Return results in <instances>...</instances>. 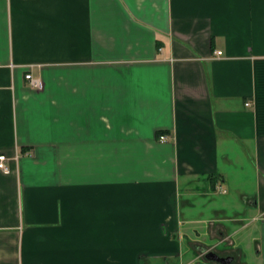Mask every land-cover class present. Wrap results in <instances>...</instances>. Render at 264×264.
Instances as JSON below:
<instances>
[{
	"label": "crops",
	"instance_id": "0c3cea01",
	"mask_svg": "<svg viewBox=\"0 0 264 264\" xmlns=\"http://www.w3.org/2000/svg\"><path fill=\"white\" fill-rule=\"evenodd\" d=\"M0 153V264H264V0H0Z\"/></svg>",
	"mask_w": 264,
	"mask_h": 264
},
{
	"label": "built area",
	"instance_id": "2783aa9c",
	"mask_svg": "<svg viewBox=\"0 0 264 264\" xmlns=\"http://www.w3.org/2000/svg\"><path fill=\"white\" fill-rule=\"evenodd\" d=\"M222 54V51L219 50L216 52V55L219 56ZM25 78L28 80V83L30 86L34 87V88H41L42 87V82L39 78H34L32 77L30 74H26ZM160 140H165L166 136L165 135H160L159 136ZM17 154H15L12 158L6 156L4 153H0V170L4 173L9 172L10 168H9V162L10 159H14L17 160Z\"/></svg>",
	"mask_w": 264,
	"mask_h": 264
},
{
	"label": "water",
	"instance_id": "95a60500",
	"mask_svg": "<svg viewBox=\"0 0 264 264\" xmlns=\"http://www.w3.org/2000/svg\"><path fill=\"white\" fill-rule=\"evenodd\" d=\"M208 257L210 258V259H212V260H216V261H218V262H220V263H222V264H228V262H229V260H230V257H228V258H224V257H220L219 255H217L216 253H210L209 255H208Z\"/></svg>",
	"mask_w": 264,
	"mask_h": 264
}]
</instances>
